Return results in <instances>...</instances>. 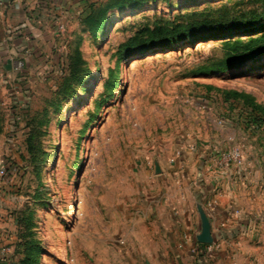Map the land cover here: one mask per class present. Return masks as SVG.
<instances>
[{"label":"rangeland","instance_id":"1","mask_svg":"<svg viewBox=\"0 0 264 264\" xmlns=\"http://www.w3.org/2000/svg\"><path fill=\"white\" fill-rule=\"evenodd\" d=\"M88 9L97 19L107 15L104 30L94 34L82 17L63 34L58 67L38 80H0V166L7 168L6 183L0 179V264H160L129 245L114 213L154 169L153 146L189 143L192 151L199 141L224 142L220 153L235 172L233 183L248 201L256 197L253 207L243 201L244 241L226 247L225 262L218 242L198 241L192 253L204 256L203 264H264V126L249 125L245 104L222 94L242 91L264 108L261 60L202 72L223 56V37L125 58L117 52L144 26L200 15L243 22L239 34L248 37L264 29L254 28L264 23V0H94ZM255 158L261 166H245ZM23 238L36 244L32 259Z\"/></svg>","mask_w":264,"mask_h":264},{"label":"crops","instance_id":"2","mask_svg":"<svg viewBox=\"0 0 264 264\" xmlns=\"http://www.w3.org/2000/svg\"><path fill=\"white\" fill-rule=\"evenodd\" d=\"M92 1L0 0V80H38L58 67L64 35L57 29V21L64 18L69 26L89 12ZM18 61L24 62L22 69L17 68ZM179 144L174 150L162 143L152 147L159 150L154 158L155 167L142 174V181L135 187L139 193L127 197L129 204L124 200L125 206L114 213L116 228L129 245H138L136 250L145 251L160 264H203L204 256L192 253L202 229L197 205L201 203L205 208L214 201L213 213H207L214 242L220 246L218 260H224L226 247L244 241L243 231L248 222L243 224L240 210L244 199L253 207L256 196L248 201L238 184L233 183L235 172L224 164V154L220 153L224 142L199 141L190 144L195 147L192 151L188 149L189 143ZM176 153H182L178 161L173 160ZM250 160L246 167L261 166L258 158ZM155 246L159 248L150 249ZM127 249L131 255H137L130 246Z\"/></svg>","mask_w":264,"mask_h":264},{"label":"trees","instance_id":"3","mask_svg":"<svg viewBox=\"0 0 264 264\" xmlns=\"http://www.w3.org/2000/svg\"><path fill=\"white\" fill-rule=\"evenodd\" d=\"M129 6L134 7V3H130ZM95 11L96 9H91L82 20L89 25L91 32L97 34L100 30H104L107 27L109 18H106L107 15H102V17L98 16L97 19V12ZM257 20L258 16L254 15L248 24H254ZM245 26L247 24L245 25L243 22H223L213 18H203L202 15L178 22L154 23L153 25L142 27L122 42L118 46L117 52L120 58H125L129 55L142 54L157 48L172 47L187 40L193 43L198 39L223 37V56L203 65L201 67L202 72L206 74L225 72L229 69L241 67V65L250 60H261L262 65H264V29L260 32H251L248 37H243L239 33L242 29H245ZM261 27L264 28V23L254 28L260 29ZM231 34L232 36H228ZM222 94L226 102L241 101L245 104V109L248 110L247 122L249 125L264 126V108L258 105L252 96L232 89L222 90ZM29 148L31 147L29 146ZM20 244L29 248V251L25 254L26 259L35 257L37 251L33 240L28 242L26 238L25 240L23 238ZM201 246L204 247L205 244H201Z\"/></svg>","mask_w":264,"mask_h":264},{"label":"water","instance_id":"4","mask_svg":"<svg viewBox=\"0 0 264 264\" xmlns=\"http://www.w3.org/2000/svg\"><path fill=\"white\" fill-rule=\"evenodd\" d=\"M160 172V168L158 166V163H156V173ZM198 212L200 214L201 218V225L202 229L201 232L197 235V240L200 243L204 244H211L214 242V238L211 232L212 225H211V218L209 217L206 209L204 208L203 204L199 203L197 205ZM149 264V263H147Z\"/></svg>","mask_w":264,"mask_h":264},{"label":"built area","instance_id":"5","mask_svg":"<svg viewBox=\"0 0 264 264\" xmlns=\"http://www.w3.org/2000/svg\"><path fill=\"white\" fill-rule=\"evenodd\" d=\"M56 25H57V29H58L59 32H61L62 34H64L65 31H66L67 28H68V23H67V21H66L64 18L58 20L57 23H56ZM23 66H24V62H23V61H18V62H17V68H18V69H22ZM191 148H192V150L195 149V147H192V146H191ZM237 154H238L237 158H239V154H240V153L237 152ZM0 179H1V181H2L3 183H6V181H7V168H6V166H4V165L0 166ZM205 208H206V210H207V212H208L209 214L213 213V211H214V209H215L214 201H210V202H208V203L205 205ZM194 250H195V249H194Z\"/></svg>","mask_w":264,"mask_h":264}]
</instances>
